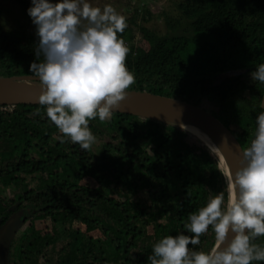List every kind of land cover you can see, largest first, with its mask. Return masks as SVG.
Wrapping results in <instances>:
<instances>
[{"label":"trees","instance_id":"obj_1","mask_svg":"<svg viewBox=\"0 0 264 264\" xmlns=\"http://www.w3.org/2000/svg\"><path fill=\"white\" fill-rule=\"evenodd\" d=\"M17 1L26 11L29 0ZM177 7L186 28L159 34L140 26L148 48L133 42L130 25L118 33L135 75L129 89L206 108L245 148L264 111V83L250 77L264 63V0H179ZM36 39L0 21V76L32 74L30 62L42 60L33 55ZM88 127L97 140L81 150L45 106L0 104V232L17 220L9 264H149L164 235H193L183 226L210 195L227 201L224 164L189 131L121 111ZM252 242L264 244V236ZM214 245L209 226L189 248Z\"/></svg>","mask_w":264,"mask_h":264},{"label":"clouds","instance_id":"obj_2","mask_svg":"<svg viewBox=\"0 0 264 264\" xmlns=\"http://www.w3.org/2000/svg\"><path fill=\"white\" fill-rule=\"evenodd\" d=\"M26 12L37 37L33 55L42 57L28 68L41 85L38 102L63 137L88 150L97 140L89 121L111 119L135 83L125 63L129 48L118 36L127 27L126 17L111 3L100 7L92 0H30ZM250 77L264 83V63ZM227 183V201L223 193L210 195L183 226L193 235H164L152 245L149 264L264 261V244L252 242L264 236V111L256 115L253 138ZM209 226L215 245L208 251L190 249Z\"/></svg>","mask_w":264,"mask_h":264},{"label":"water","instance_id":"obj_3","mask_svg":"<svg viewBox=\"0 0 264 264\" xmlns=\"http://www.w3.org/2000/svg\"><path fill=\"white\" fill-rule=\"evenodd\" d=\"M127 93L114 111L161 120L189 131L213 149L224 164L229 176L231 173L220 151L229 163L232 172L240 166L242 145L234 133L206 108L180 98L147 90L127 89ZM40 94L41 85L33 74L0 76V104L39 103ZM177 117L188 119L203 127L209 132L212 140L208 141V138L197 135L194 131L176 122ZM225 137L227 141L224 142ZM16 227L17 220L13 218L0 232V264H9V244Z\"/></svg>","mask_w":264,"mask_h":264},{"label":"rangeland","instance_id":"obj_4","mask_svg":"<svg viewBox=\"0 0 264 264\" xmlns=\"http://www.w3.org/2000/svg\"><path fill=\"white\" fill-rule=\"evenodd\" d=\"M178 1L179 0H92L94 4L100 7H103L105 3H111L118 12L126 17L127 24L132 27L134 34L133 42L145 48H148L149 44L142 37L140 26H147L159 34L181 32L186 28L188 22L182 17L178 10ZM0 21L7 29H25L35 34V26L32 24L23 5L17 0H0ZM10 180V177H7V186L13 184L12 189L16 190V182ZM46 180L47 179L44 178V182H46ZM22 227L21 229H23Z\"/></svg>","mask_w":264,"mask_h":264},{"label":"bare ground","instance_id":"obj_5","mask_svg":"<svg viewBox=\"0 0 264 264\" xmlns=\"http://www.w3.org/2000/svg\"><path fill=\"white\" fill-rule=\"evenodd\" d=\"M175 121L180 123L181 125L187 127L188 129H190L191 131H194V133H196L197 135H200L204 138H208V141H211L212 138L209 134V132L204 129L203 127L199 126L198 124L194 123L193 121H190L188 119H184V118H175ZM221 156L223 157L224 161L226 162V165L230 171V173L232 174V169L229 165V163L227 162L226 158L224 157V155L222 154V152L220 151Z\"/></svg>","mask_w":264,"mask_h":264}]
</instances>
